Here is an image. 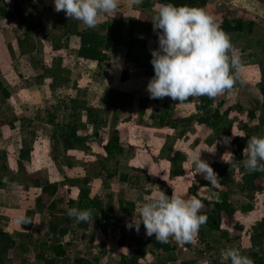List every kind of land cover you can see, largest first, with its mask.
I'll list each match as a JSON object with an SVG mask.
<instances>
[{
    "label": "crops",
    "instance_id": "0c3cea01",
    "mask_svg": "<svg viewBox=\"0 0 264 264\" xmlns=\"http://www.w3.org/2000/svg\"><path fill=\"white\" fill-rule=\"evenodd\" d=\"M12 2L13 5H10V2L5 0L10 18L16 16V13L11 11L14 10L13 6L18 9V13L21 12L18 6L23 1ZM4 28L0 29V33L5 34L10 29L11 36L4 42L0 38V50H3L0 51V80L10 96L5 97L0 89V129L3 130V139L7 143L8 166L13 174L20 170L19 158L27 155L24 140L21 138L27 137L25 134L29 132L32 133L30 129L37 128L36 117L42 115L48 101H64L62 96L67 95V100L81 99L90 107H95L93 105L95 103L103 102L104 110L111 113L117 109L130 119V122L121 125L118 123L119 118L115 116L112 121L110 118L106 127H103V130L108 131L112 127L110 122L119 124L114 128L112 137L119 136L122 143L127 141V144L121 146L114 143L110 147L112 151L110 154L103 148L108 157L107 162L103 158V175L100 176L103 196L108 197L104 205L112 206L119 202L126 205L127 202H131L135 206L131 216L127 212L115 211V214L111 212L107 218L108 221L114 222L112 224L114 227L118 224L122 227L121 231L130 234V237L126 236L130 241L115 247L111 237H107V229L104 225L103 234L87 233L89 228H86L84 233L81 232L84 228L72 230L68 234L66 231L54 233V236L61 237L58 243L64 245L66 249V255L58 258L57 263L64 259L68 264H151L152 259L161 258L157 264H230V259H223L224 250L238 248L242 254L249 256L251 247L259 256L264 255V239L260 241L256 231L259 226L264 225V205H240L233 218H224L223 222L225 223L226 220L227 223L225 236L218 237L216 233H220V229L208 231L207 227L202 225L195 244H178L171 237L168 242L163 243L155 240L154 235L148 237L142 223L139 232L134 227L129 229L126 226L135 215L137 219L139 218L138 210L146 202L145 197H151L160 191H165L169 195L173 191L182 194L181 192L187 191L189 186L195 184L200 174L196 173L194 164L189 160L190 157L201 152V158L210 165L220 160L221 153L218 147L207 138L218 125L208 127L198 122V117L203 114V107L197 105L199 102L196 97H190L181 103L169 97L150 98L146 89L154 75H147L145 69L137 67H131L127 79L119 84L115 83L114 86L113 82L119 79L120 69L131 66L126 60L127 47L125 49L120 47L115 53L108 52L109 59L105 62L111 64L110 66L114 68L112 70L110 66L105 65V62L99 64L97 61L79 57L77 53L79 44L75 47L60 43L54 46V37L50 33L43 36L36 28L26 29L22 25L11 26L8 30ZM42 52L48 54L46 63H41L37 58V54ZM114 60L116 62H113ZM105 66L108 67L107 70L104 69ZM3 102L9 105L11 118H7L10 114L3 111L5 110ZM233 110L234 107L227 117H229V126H233L235 130L238 126L235 123L241 121L238 118L233 119L235 113ZM162 114L167 115L169 119L161 118ZM233 123L235 125H232ZM122 134L125 136L123 137ZM14 137L16 138L13 139ZM111 138L103 139V145ZM17 145L21 146L20 153L14 154L11 150ZM23 148L25 150H22ZM238 163L229 166L238 168ZM176 166L178 169H172ZM226 167L224 166L223 172L233 177ZM149 170L152 174H149ZM180 170L184 172L177 174ZM256 182L260 184L262 180ZM204 188L206 189L203 187L198 191V196H201L200 191ZM210 192L213 190L210 189ZM192 196L195 195H186L185 198ZM254 212L256 218L249 223L247 216ZM43 215L49 220L46 222L56 224L54 212ZM237 221L244 226L240 235H237L231 227L232 223ZM99 230H102V227H99ZM215 236L218 238L215 239ZM128 243L132 246L130 247ZM125 245L130 249L129 251H117L118 247ZM199 248H203V255L199 253ZM185 250H189V254ZM54 256L53 253H47L46 257L53 259ZM44 263V260L37 258L31 245L27 244L20 264Z\"/></svg>",
    "mask_w": 264,
    "mask_h": 264
},
{
    "label": "rangeland",
    "instance_id": "374dc122",
    "mask_svg": "<svg viewBox=\"0 0 264 264\" xmlns=\"http://www.w3.org/2000/svg\"><path fill=\"white\" fill-rule=\"evenodd\" d=\"M8 1L10 5H13V0ZM22 1L18 6L21 10L20 13L17 12L18 9L15 6H13L14 10H11L16 13L14 18H2L0 12V29L5 27L4 29L8 30L9 27L15 25H22L26 29L28 27L31 29L36 28L38 33L43 36L48 33L53 35L54 46L60 43L61 45H68V47H75L76 44H79L76 34L78 29L105 32L113 24L120 26L123 42V46L120 47L125 49V47L130 46L132 48L130 54L126 56L127 63L129 62L128 64L131 66L120 69L119 79L117 82H113L114 86L115 83L119 84L124 81L122 78L124 70H127L129 74L131 67L145 69L142 62L149 58L150 51L154 47V40L158 38L152 20L157 15L159 7L164 4L160 0H150L151 4H146V0H141L140 3H136V0H118V7L114 12L100 16L97 27L88 28L81 21L69 19L63 11L56 12L54 0ZM4 5L5 2H0V8ZM197 8H202L208 15L213 17L218 25L224 19L232 22L242 20L244 23V30L242 31L225 32L229 35L235 52L240 57V75L243 83L237 80L230 90H226L214 99L207 96H197L196 98L199 102L197 105L201 107L204 106L205 102L203 97H207L211 101L208 106L214 109L218 108L220 111L234 107L233 119L237 120L238 118L241 121L235 123L238 126L233 130V126H229V117H225L207 137L213 145L215 144L218 147L221 153V158L216 163L223 168L227 166L226 169L231 175L233 174L235 183L229 185L232 191L229 198L233 206H236V212L240 205H264V171H261L262 177L260 180L262 182L260 184L256 181L244 182L241 177L242 173L247 171L243 164L246 157L237 164L239 165L238 168L229 166L230 163L225 162L222 157L224 156L225 160L231 161V142L230 144L219 143L221 138L226 136L225 131L229 128L235 133L234 135H246L248 139L252 136L264 137V107L262 106L264 101L262 90V85H264V0H205L204 3L200 2ZM9 31L10 29L5 34L0 33L2 42L8 41L11 36ZM50 54H52V51ZM47 57L48 54L43 52L37 54V58L40 59L41 63H46ZM113 62H116V60ZM105 65L109 67L111 64L105 62ZM123 66L120 65L119 67ZM108 67L105 66L104 69L107 70ZM110 68L114 70L112 66ZM152 70L154 71V68ZM147 75L150 74L147 73ZM101 86H103V83ZM67 97V95L62 96L65 99L64 101H48L42 115L39 114L36 117L37 128L30 129L32 133L29 132L25 134L27 137L21 138V140H24L27 155L19 158L20 170L18 173L13 174L8 166L7 153H9V150L5 139H3V130L0 129V177L2 178L0 184V188H2V191H0V228L5 230L8 235L6 240L0 244V264H20L27 244L31 245L36 254L41 250L44 251L46 256L47 253L55 254V247L59 244L58 241L61 237L53 234L63 233L64 231L68 234V232L78 228H84L81 231L82 233L86 228H89L87 233L97 232L103 234V225L106 226V235L111 237L115 247L118 244L122 245L130 241L127 238L130 237V234L121 231L122 227L118 224L114 227L112 225L114 222L112 220L108 221L107 218L111 212L115 214V211L127 212L131 216L135 206L131 202H127L126 205H123L122 202L112 206L104 205V201L108 200V197L103 196V183L101 184L100 177L103 175V158L107 162L108 157L103 150V139L111 138L116 125H124V123L130 122V119L127 118L124 112H119L117 109H114V112L111 113L104 110L103 102L93 104L95 108L94 106H87V102L81 101V99L67 100ZM3 106L5 109L3 111L10 114L7 118H11L12 115L9 112L7 102H3ZM206 110L208 108H203V114L201 115L206 114ZM236 111H240V114ZM115 116L119 118V124L110 122L112 127L108 131L103 130L110 118L112 121ZM243 116L244 118H242ZM162 117H164V120L169 119L164 114H162ZM71 126L76 127V132L79 135L87 137L86 143L77 144L71 138L65 136L72 131ZM122 136L125 135L122 134ZM24 148L22 150H25ZM20 149L21 146L17 145L11 151L16 154L17 152L20 153ZM3 165L6 168L3 169ZM172 169H178V167ZM48 184L58 185V190L54 195L43 190V186ZM189 187L187 191L182 190L181 193L184 197L191 195L188 191ZM84 192L99 202L105 216H102L98 210L91 207V203L84 196ZM200 195L197 198L202 202L203 199L214 201L219 198V194L214 191L210 192L209 188L202 189ZM203 204V210H205L206 204L205 202ZM70 207H77L81 210L91 209L92 220L76 223L74 218L67 215V209ZM20 211L31 218L33 223L22 225V227L17 225L14 221ZM47 212H54L56 215L55 225L46 222L49 220L43 214ZM255 218V212L247 216L249 223ZM226 225L225 220L223 229H220V233H216L218 237L225 236ZM99 227H102V230H99ZM207 229L208 231H214L208 227ZM256 231L260 241H262L264 239V225L259 226ZM64 236L66 237V235ZM218 237L215 236V239ZM101 239H103V236ZM262 244L261 242L260 245ZM129 246L132 245L129 244ZM121 250L129 251L130 249L125 245L124 247H118L117 251ZM202 250L203 248L198 249L201 255H203ZM249 251V257L256 264H264L263 254L259 256L256 250H252V247ZM185 252L189 254V250H185ZM253 254H256V256ZM160 259H152L151 264H157ZM56 264L68 263H66V260L61 259Z\"/></svg>",
    "mask_w": 264,
    "mask_h": 264
},
{
    "label": "clouds",
    "instance_id": "9594fccd",
    "mask_svg": "<svg viewBox=\"0 0 264 264\" xmlns=\"http://www.w3.org/2000/svg\"><path fill=\"white\" fill-rule=\"evenodd\" d=\"M140 2L136 0V3ZM54 5L56 12L63 11L69 19L95 28L100 16L117 9L118 0H54ZM152 21L158 35V48L151 52L154 76L146 89L150 98L169 97L178 103L197 96L214 99L230 90L237 80L243 83L241 60L229 35L202 8L162 4ZM231 139L225 136L219 143L230 144ZM243 155L246 157L243 161L245 169L264 171V137L249 138ZM223 157L232 165V161ZM189 160L203 179L212 185L217 183L218 174L201 158V152ZM149 174H152L150 170ZM145 201L138 210L139 218L135 215L127 223L129 229L134 227L139 232L142 223L146 235H154L160 242L166 243L171 237L178 244L196 243L200 227L208 220L207 215L202 214L204 204L200 199L195 196L185 198L175 191L171 195L160 191L145 197ZM67 215L76 223L92 220L91 209L70 207ZM14 222L22 227L33 220L20 211ZM222 256L224 260L230 259L231 264H254V260L238 248H228Z\"/></svg>",
    "mask_w": 264,
    "mask_h": 264
},
{
    "label": "trees",
    "instance_id": "16d2710c",
    "mask_svg": "<svg viewBox=\"0 0 264 264\" xmlns=\"http://www.w3.org/2000/svg\"><path fill=\"white\" fill-rule=\"evenodd\" d=\"M5 2V0H0V2ZM164 4L172 3L175 5H187L192 7H198L200 2L204 3L205 0H160ZM146 4H151L150 0L145 1ZM2 18L9 17L6 3L3 7L0 8ZM219 27L224 32H233V31H242L244 30V23L242 20H236L234 22L224 19ZM77 37L79 39V48L77 49V53L79 57L97 61L99 64L106 61L108 59V52L115 53L118 51L120 46L122 45V35L120 33V26L113 24L111 25L105 32L96 31L90 29L77 30ZM158 48V38L154 40L153 49ZM152 49V50H153ZM150 51V55L148 59H145L142 62V66L145 68L146 72L150 75H154L153 65L151 64L152 55ZM132 48L130 46L127 47V54H130ZM150 73H149V72ZM128 76L127 70L123 71V80H126ZM0 89H2L5 97H9L10 93L5 89L3 82L0 80ZM262 90L264 92V85H262ZM204 106L203 108H208L207 113L204 115H200L198 117V122L200 124H205L206 126H217L220 124L225 117H227L231 109L228 108L225 111H220L218 108H211L209 103L211 101L207 97H203ZM262 106L264 107V101ZM71 132L67 136L71 138L73 142L77 144H84L87 142V137L79 135L76 132V127L71 126ZM225 135L228 137H232L231 139V147H232V164L241 162L244 159L243 150L247 146V136L246 135H232L231 128L225 131ZM118 143L121 146L127 144L120 140L119 136H113L106 144L103 145V148L106 150L108 154L112 153L110 147L114 144ZM126 146V145H125ZM214 171L218 174L217 183L215 185L210 184L207 180L203 179L202 175H198L195 184H193L189 188V193L198 196V191L203 188H209L219 194V198L214 201L203 200L206 204V209L203 210L202 214L207 215L208 220L207 223L204 224L211 230H219L223 225V221L225 217L232 218L236 214V209L233 206L232 201H230V194L232 191L230 190L229 185L234 184L235 180L233 177H229L224 174L223 167L213 162L211 164ZM6 168L3 165V169ZM184 172L183 170L177 171V174ZM262 176L261 171H252L249 172L244 171L242 173V180L244 182H252L260 179ZM2 183V178L0 177V184ZM43 190L45 192H49L50 194H55L58 190V185L48 184L43 186ZM84 196L90 201L91 207L98 210L102 216L104 215V210L100 207L99 202L92 199L86 192H84ZM105 216V215H104ZM233 230H235L237 235H240L243 231L244 226L240 221L232 223ZM7 232L0 228V244L3 243L7 238ZM55 257L53 259H49L46 257L44 251H39L37 254V258L44 260V264H56V261L60 257H64L66 255V249L62 244H58L54 250Z\"/></svg>",
    "mask_w": 264,
    "mask_h": 264
}]
</instances>
